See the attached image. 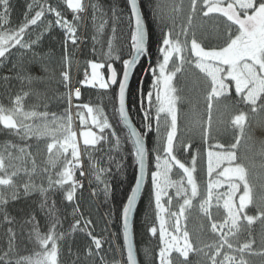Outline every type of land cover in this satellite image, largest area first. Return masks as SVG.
Here are the masks:
<instances>
[{"label": "snow or ice", "instance_id": "snow-or-ice-1", "mask_svg": "<svg viewBox=\"0 0 264 264\" xmlns=\"http://www.w3.org/2000/svg\"><path fill=\"white\" fill-rule=\"evenodd\" d=\"M109 7L113 35L105 42L102 37L108 24V11L98 0H58L56 6L48 0H33L28 4L23 21L15 28L4 27L8 23L10 3L0 0V62L11 55L12 49L19 48L21 56L31 52L32 61L39 63L46 56L34 51V46H38L46 34L57 29L62 33L65 68L58 82L67 91L56 99L66 100L68 105L60 115L49 112L47 103H44V111L38 110L39 104L26 108L25 99L29 95H35L38 101L42 96L31 88L11 96L7 106L0 103V131L23 142L6 141L0 145V226L9 225L4 235L7 248L0 253V264H60L62 243L68 241L71 253L76 233L86 238L84 259L91 257V264H96L97 258L99 264H139L132 240L131 217L146 181H149L150 203L155 205V220L159 224V229L153 224L147 230L153 236L158 232L159 245L154 256L149 249H145V254L155 264H191L190 253L201 257L197 264H247L243 254L251 250L254 241L235 246L233 240L244 231L245 221L251 225L264 217V183L260 184L259 196L254 195L253 183L257 169L264 179V140L257 142L246 131L247 115L240 105L249 107L252 113L264 112V0H189L187 22L179 30L176 20L184 11V0H148L147 11L144 0H124L123 8L115 3ZM89 8L94 29L93 54L97 51L96 45H100L103 59L87 61L91 73L85 72L79 84L105 90L110 95L119 131L103 108L87 103L75 105V118L82 130L78 132L74 127L72 97L79 99L81 89L73 90L71 86L68 45L79 46L80 27ZM66 11L71 13V19ZM210 14L224 18V33L221 43L206 48L197 38V28L204 25H197L195 21L198 16L209 17ZM49 15L53 19H47ZM123 15H127L130 32L126 54L123 47L114 43L116 21ZM45 19L47 23L42 31L34 39L26 40L29 29ZM153 24L159 30L155 63L151 62L153 54L149 51ZM143 58L149 60L146 71L151 80L146 91L142 87L138 89L142 120L137 126L127 97L130 77ZM42 68L45 73L49 71L47 65ZM101 69H106V74ZM185 73L196 77L199 100L181 95L183 87H178L175 81L178 74L187 79ZM17 78L29 85L42 79L30 75ZM3 79L7 85L10 78ZM231 85L235 88V103L229 96ZM200 100L207 105V120L196 111ZM221 100L229 101L223 105L225 112L231 114L233 109L237 110L228 122L237 131L235 142L209 144L213 139L212 111ZM182 103H188L193 110L187 131L199 132L202 142L208 145L203 183L198 182L195 175L197 161L203 159L201 152L193 150L195 145L190 138L179 135V105ZM224 122L221 115L220 123ZM261 125L264 126V121ZM33 139L44 141L43 167L36 161L41 150L38 148L35 154L30 150L29 141ZM242 139L244 150L238 154ZM101 144L107 147L102 148ZM98 151L103 154L99 159L94 156ZM84 157H87V169ZM105 157L106 166L101 163ZM185 157H190V162ZM129 158L134 168V183L119 207L123 242L116 245L123 261H109L102 254L105 239L94 234L93 221L78 202V190L84 185L77 172L79 177L88 178L89 184L95 182L97 187L92 194L102 193L107 204L112 199V186L107 177L113 167L118 174H124ZM33 194L39 196L38 208L44 214L47 230H41L36 211L28 209L21 228L30 226L28 242L40 250L13 261L10 256L16 252L18 233L13 226L16 218L8 206ZM57 195L62 207H58L54 199ZM250 205L258 216L248 214ZM68 208L71 211L67 216H61ZM192 209H197L204 221L195 235L185 223ZM109 214H115L114 210ZM68 216L71 222L65 230L63 222ZM112 236L118 238L119 232H113ZM261 242L264 244V237Z\"/></svg>", "mask_w": 264, "mask_h": 264}, {"label": "trees", "instance_id": "trees-1", "mask_svg": "<svg viewBox=\"0 0 264 264\" xmlns=\"http://www.w3.org/2000/svg\"><path fill=\"white\" fill-rule=\"evenodd\" d=\"M88 1V0H87ZM33 0H9L10 10L7 17L8 23L4 25L5 28H15L17 27L24 19L25 13L28 11V4L32 3ZM49 3L56 6L58 0H48ZM105 9L108 11V24L105 27V31L102 39L106 42L108 36L113 35L112 27L113 22L111 20V11L110 5L117 4L120 8L124 7V0H98ZM179 2V0H177ZM146 11L148 0H144ZM189 0H184V11L179 14L176 24L177 30L179 27L185 23L187 19V9ZM66 8V6H61ZM68 11H66V15ZM47 19H53L50 15ZM47 19L43 22H38L37 26H33L29 29V35L25 36L26 40L34 39L35 35L42 31L44 25L47 23ZM151 20V16H149ZM100 21L98 20L97 23ZM197 25L203 24V28H197V38L203 42L202 46L210 48L214 45H217L222 42L220 37L224 33V18L219 15L210 14L209 17H199L195 21ZM152 36L149 40V51L153 54L151 62L155 63L156 59V48L157 40L159 37V30L156 29L155 25H151ZM94 29L91 21V9L89 8L87 12V18L84 27V40L80 48L73 46L69 43L68 53L70 57V66L68 68L69 74L72 80L73 73L75 69L77 70L78 75H82L88 71L87 61L97 60L101 61L103 57L100 56V45H96L97 51L93 54V42L92 35ZM55 37V39L53 38ZM62 33L57 29L51 34H46L41 40L38 46H34L33 50L39 53L42 57H45L41 62L32 61V54L28 52L27 54L21 56V51L19 48L11 50V55H8L6 59H3L0 62V103L4 105L10 104L11 96H14L18 92L28 91L29 88L34 89L42 94L41 99L38 101L35 95H29L25 99V107L28 108L33 104H39V111H44V103L48 104L47 110L49 112H55L57 115L63 113L64 109L68 107L66 100L58 101V97L61 93H66V89L63 87L60 80V72L64 70L65 64L62 60L64 49L62 46ZM130 41V32L127 15H123L121 19L116 21V31L114 34V43L117 47H123V51L126 54L128 48L126 45ZM13 64H16V68H13ZM149 60L143 58L141 63L134 70L130 81V88L128 91V106L131 109V114L134 119V123L138 126L142 120V114L139 112V93L138 89L141 87L146 91L148 89L151 75L146 71L148 67ZM42 65H47L49 71L45 73L43 71ZM116 67L119 68L120 65L116 64ZM102 73L106 74V69H101ZM30 75L34 78H42L39 81H34L32 85H29L27 81H21L17 76ZM187 79L180 78L178 74L176 79V84L178 87H183L181 95L189 96L194 99L199 100V94L197 89V84L195 83L196 77L190 73H185ZM4 77H9L7 85H5ZM78 85V83H77ZM10 90V91H9ZM229 96L231 97V102L235 103L237 97L235 96V88L233 85L230 86ZM229 101L221 100L219 103L214 105L212 111V121H213V139L209 141V144L220 143H233L235 142V136L237 131L230 126L228 123L231 119V115L236 114V109L232 110V113L225 112L223 105ZM90 104L91 106H99L104 109L105 115L110 119V122L117 127L119 131V126L117 119L114 117L112 111V104L110 100V95L105 92V90L92 87H82L81 88V97L75 99L73 102L74 112H76V104ZM181 117L179 120L181 132L179 133L180 137L190 138L192 143L195 145L194 151L199 149L203 159L197 161V172L195 173L198 182H201L199 167L204 166V154L205 150L208 149V145L204 144L200 138L199 132L189 133L187 131V123L192 118V108L188 103H182L179 105ZM240 109L244 110L247 119H246V131L251 134L254 139L259 142L260 134L254 135L256 121L260 117H264V112L252 113L249 107L240 105ZM196 111L201 114L203 120H207V105L202 100L196 103ZM221 115L224 123H220ZM2 128V126H0ZM76 129L77 131L81 130L79 125V120L76 119ZM94 131H98L93 129ZM6 141H11L17 144H22L23 142L19 141L17 137L10 136L6 131H0V145H3ZM32 144L30 149L34 154L39 148L41 150L40 155L36 156L37 164L40 167H43V160L45 156L44 151V141L41 140L37 142L35 139L29 141ZM152 140H149V146H151ZM245 141L241 140V145L238 150H244ZM100 147L106 148L107 145L101 144ZM103 154L101 152H95L94 156L100 158ZM186 160L190 162V157H185ZM258 159V158H257ZM106 157L104 160H101L102 164L106 166ZM85 169H87V157H84ZM127 168L125 169L124 174H118L115 170V167L112 168L111 174L107 177L111 186H112V199L106 204L104 202L103 194L99 196L93 195V189L96 188V184L93 181L92 184H89L87 178V185L83 184V188L78 190V202L81 206V209L84 211L85 215L88 216L92 221L94 228V234L105 239V243L102 245V254L106 255L109 261L113 259L122 260L120 253L117 251L116 245H122V227L121 221L119 220V207L122 202L126 199V195L130 190L131 185L134 183V168L132 166L131 159L127 160ZM178 171V170H176ZM257 175L254 177V181L259 183L261 181V175L259 169L256 170ZM77 177L80 179L79 175ZM150 180V178H149ZM39 182V181H38ZM102 187V186H101ZM150 185L149 181H146V187L142 192L141 198L139 200L135 216L133 219L132 230L134 245L137 251V258L139 264H155L154 260L145 254V249H149L152 252V255H155V252L158 251L159 245V236L158 232L155 236L148 232V228L153 224L156 225L159 229L158 222L155 220V205L150 203ZM57 200V206L62 207L59 204L60 196L57 195L54 197ZM39 196L33 194L27 199H20L15 202H10L9 211L11 215L15 216L16 222L13 225L18 233V245L16 252L11 254L10 258L15 261L22 256H30L34 252L39 251V247L33 243L28 242L27 232L30 228L29 225H24L23 229L21 228V223L23 219L26 218V213L28 209H34L37 214V218L40 222L41 230L46 231L47 225L45 221L44 214L38 208ZM250 210L249 215L258 216V213L249 206ZM24 211H21V210ZM114 210L115 214H109L110 211ZM71 209H64L61 212V216H67V213ZM264 220V217H263ZM71 222V217L68 216L63 222V228L68 229L69 223ZM204 222L200 213L197 209H192L189 213L188 219L185 222L187 229L195 235L200 230V224ZM260 218L253 221L251 225H248L247 222H244V231L240 234L238 239L234 243L235 246H238L240 243H244L248 240H253L252 248L250 251H246L243 254L244 260L247 264H264V256L260 254V257H252L253 255L247 254V252H261L257 245L258 234L261 233ZM7 227L9 225L4 224L0 226V253H2L7 248V244L4 240V235ZM113 232H119V237L114 238L112 236ZM21 236L23 239H21ZM211 237H209L210 239ZM75 243L72 247V252H69L68 241L62 243L61 255L59 257L60 264H91L92 258L89 257L87 260L84 259V248L83 242L86 239L82 234H74ZM111 248V251H109ZM78 254V255H77ZM249 255V256H246ZM189 259L191 264H197V261L201 260V257L195 253H190ZM259 259V260H258ZM96 264H99V259L97 258Z\"/></svg>", "mask_w": 264, "mask_h": 264}, {"label": "rangeland", "instance_id": "rangeland-1", "mask_svg": "<svg viewBox=\"0 0 264 264\" xmlns=\"http://www.w3.org/2000/svg\"><path fill=\"white\" fill-rule=\"evenodd\" d=\"M214 15H219V14H214ZM186 22H187V19H186L185 23ZM87 72L90 75L91 69L89 67H88V71ZM207 119H208V112H207ZM261 121H264V117H260V118L257 119L255 131H254V135L260 134V136H259V140L260 141L264 140V126L261 125ZM205 161H206V150H205V154H204V166H200L199 167L200 179H201L202 182H204L206 180V172H205L206 164H205ZM174 178H178V177H175L174 176ZM253 183L255 184V187H254V195L255 196H259L261 194V191H262L261 188H260V184L261 183H264V179H262L261 181L259 180V183L260 184H258L257 182H255L254 179H253ZM164 203L165 204L167 203L166 198L164 200ZM251 207L255 210V208L253 206H251ZM213 214L216 215L215 209H213ZM260 220H261V222L259 224H260V226L262 228L261 229L262 231H261V233L258 234L259 236H258V239H257V241H258L257 242V245H258L259 250H261V252L260 253L259 252H255V253H253V252H250V253L247 252V254L253 255L252 257H260V254L264 253V244H262V242H261L262 241V237H264V220H263V217H261ZM233 241L235 242L236 239H234ZM246 256H249V255H246ZM263 256H264V254H263Z\"/></svg>", "mask_w": 264, "mask_h": 264}, {"label": "water", "instance_id": "water-1", "mask_svg": "<svg viewBox=\"0 0 264 264\" xmlns=\"http://www.w3.org/2000/svg\"><path fill=\"white\" fill-rule=\"evenodd\" d=\"M131 78H132V76L130 77V81H131ZM130 81H129V83H130ZM141 195H142V194H141ZM139 200H140V199H139ZM139 200H138V202H137V206H138ZM136 209H137V208H136ZM136 209H134L133 214H132V217H131V225L133 224V219H134V216H135ZM121 227H122V221H121ZM132 240H133V244H134L133 230H132ZM122 242H123V236H122ZM134 248H135V245H134ZM137 259H138V258H137Z\"/></svg>", "mask_w": 264, "mask_h": 264}, {"label": "built area", "instance_id": "built-area-1", "mask_svg": "<svg viewBox=\"0 0 264 264\" xmlns=\"http://www.w3.org/2000/svg\"><path fill=\"white\" fill-rule=\"evenodd\" d=\"M70 19V18H69ZM80 34V36H81V41L79 42V45L81 44V42H82V38H83V30H81V32L79 33ZM84 79V77H82L80 80H83ZM83 182L84 183H86V178H84L83 177Z\"/></svg>", "mask_w": 264, "mask_h": 264}]
</instances>
